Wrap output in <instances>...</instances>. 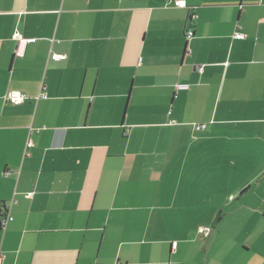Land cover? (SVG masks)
<instances>
[{
  "label": "crops",
  "instance_id": "crops-1",
  "mask_svg": "<svg viewBox=\"0 0 264 264\" xmlns=\"http://www.w3.org/2000/svg\"><path fill=\"white\" fill-rule=\"evenodd\" d=\"M180 1L0 0V264H264V0Z\"/></svg>",
  "mask_w": 264,
  "mask_h": 264
},
{
  "label": "built area",
  "instance_id": "built-area-1",
  "mask_svg": "<svg viewBox=\"0 0 264 264\" xmlns=\"http://www.w3.org/2000/svg\"><path fill=\"white\" fill-rule=\"evenodd\" d=\"M171 2H173V5L174 7L176 8H182L184 7V4L182 1L180 0H170ZM193 37V32H187L186 33V39H191ZM14 38L19 40L20 39V36L18 34H15L14 35ZM235 38L240 40V39H243L244 36L240 33H237L235 34ZM51 60L53 61H56V62H59V61H63L65 59V56L64 55H59V54H52L51 55ZM198 71H201V68L198 69ZM45 87L44 85H41V88H40V92L38 94V98L39 99H46L47 98V94L45 93ZM26 96L25 94H22L21 92H18V91H9L5 96H4V100L9 103L10 105H13V106H18V105H21L23 104L25 101H26ZM198 130H202L204 129V126H199L197 127ZM13 220V218L10 216V213L8 211H6L5 215H3L1 218H0V225L2 228H5L7 226V224L9 222H11ZM200 234H204V237H206L207 233H208V230L207 229H201L200 231Z\"/></svg>",
  "mask_w": 264,
  "mask_h": 264
},
{
  "label": "rangeland",
  "instance_id": "rangeland-1",
  "mask_svg": "<svg viewBox=\"0 0 264 264\" xmlns=\"http://www.w3.org/2000/svg\"><path fill=\"white\" fill-rule=\"evenodd\" d=\"M233 236H235L236 238H238V240H241L240 236H241V232H238L237 230H233L230 232ZM244 260H248L249 264H253V260L250 258V256L246 257V259ZM235 264H242V259H238V255L236 256V259H233Z\"/></svg>",
  "mask_w": 264,
  "mask_h": 264
},
{
  "label": "trees",
  "instance_id": "trees-1",
  "mask_svg": "<svg viewBox=\"0 0 264 264\" xmlns=\"http://www.w3.org/2000/svg\"><path fill=\"white\" fill-rule=\"evenodd\" d=\"M172 3H173V2H172ZM173 6H174V5H173ZM5 213H6V212H5ZM5 213H4L3 215H5ZM3 215H2V216H3ZM2 216H0V218H1Z\"/></svg>",
  "mask_w": 264,
  "mask_h": 264
}]
</instances>
